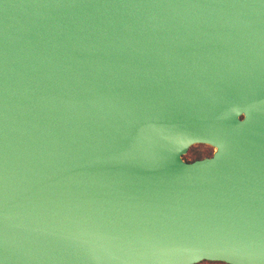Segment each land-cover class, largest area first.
I'll use <instances>...</instances> for the list:
<instances>
[{
  "label": "water",
  "instance_id": "95a60500",
  "mask_svg": "<svg viewBox=\"0 0 264 264\" xmlns=\"http://www.w3.org/2000/svg\"><path fill=\"white\" fill-rule=\"evenodd\" d=\"M204 261L264 264V0H0V264Z\"/></svg>",
  "mask_w": 264,
  "mask_h": 264
},
{
  "label": "rangeland",
  "instance_id": "374dc122",
  "mask_svg": "<svg viewBox=\"0 0 264 264\" xmlns=\"http://www.w3.org/2000/svg\"><path fill=\"white\" fill-rule=\"evenodd\" d=\"M213 152H214L213 147L209 145H205V144H199V145L193 146L191 150L188 152V154L184 156V158L188 161H193L198 158L211 156Z\"/></svg>",
  "mask_w": 264,
  "mask_h": 264
},
{
  "label": "trees",
  "instance_id": "16d2710c",
  "mask_svg": "<svg viewBox=\"0 0 264 264\" xmlns=\"http://www.w3.org/2000/svg\"><path fill=\"white\" fill-rule=\"evenodd\" d=\"M200 159V158H198ZM199 264H226V263H222V262H210V261H204V262H201Z\"/></svg>",
  "mask_w": 264,
  "mask_h": 264
},
{
  "label": "snow or ice",
  "instance_id": "6c2138e0",
  "mask_svg": "<svg viewBox=\"0 0 264 264\" xmlns=\"http://www.w3.org/2000/svg\"><path fill=\"white\" fill-rule=\"evenodd\" d=\"M188 243H193L194 241H191V240H187ZM183 244V243H182Z\"/></svg>",
  "mask_w": 264,
  "mask_h": 264
}]
</instances>
